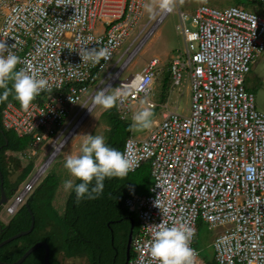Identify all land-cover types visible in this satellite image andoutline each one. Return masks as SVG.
I'll use <instances>...</instances> for the list:
<instances>
[{"label":"built area","instance_id":"built-area-1","mask_svg":"<svg viewBox=\"0 0 264 264\" xmlns=\"http://www.w3.org/2000/svg\"><path fill=\"white\" fill-rule=\"evenodd\" d=\"M147 3L0 0V40L14 45L10 50L21 58L18 68L47 78L52 86L28 109L10 101L2 111L6 129L32 138L28 148L10 155L28 163L45 148V140H50L54 149L38 172L28 179L32 170L2 205L11 218L42 180L48 161L55 158L97 105L93 99L59 141L87 101L95 97L96 90L69 120L71 110L83 101L116 51L141 24ZM169 13L158 7L136 34L130 47L148 29L128 58L114 73L117 63L110 66L102 88L105 92L119 90L118 114L131 123L132 115L142 106L139 102L164 109L162 120L152 131L145 137L131 135L124 145L123 151L134 163L129 173L150 161L153 178L148 194L125 200V206L137 214L139 221L128 264H159L150 255L149 246L162 219L169 225L185 222L195 228L192 264H205L195 246L200 219L210 230H219L212 242L218 264H264V113L245 85L247 73L264 50V15L239 5L220 9L206 3L191 12L180 10L178 29L186 42V56L171 59L169 69L173 85L181 83L184 71L190 78V113L184 115L170 110L168 101L158 104L151 99L164 68L159 57L151 58L141 72L121 79ZM83 45L107 47L111 57L95 66L82 63L78 49Z\"/></svg>","mask_w":264,"mask_h":264},{"label":"trees","instance_id":"trees-1","mask_svg":"<svg viewBox=\"0 0 264 264\" xmlns=\"http://www.w3.org/2000/svg\"><path fill=\"white\" fill-rule=\"evenodd\" d=\"M168 70L169 75L162 79L163 89L169 79L171 80V72ZM5 90L0 88V170L4 176L7 196L11 198L32 172L35 162L32 160L24 165L22 160L9 153L28 148L32 138L19 136L14 130L5 128L3 108L10 101L20 105L14 92H9L5 97ZM165 98L163 93L162 99ZM100 117H105L109 125L106 142L123 151L125 141L133 133L129 128L131 122L120 118L117 105L104 110ZM12 175L16 176L12 178ZM151 180V164L146 161L138 170L128 173L124 178H106L104 190L96 199H82L78 202L72 190L64 211L60 212L54 205L59 177L54 172L47 173L27 200L35 214L33 231L0 247V259L7 262L16 261L32 245L44 240L50 246L51 264H61L60 256L84 257L88 264H125L131 219L135 221L134 233L139 226L137 214L127 209L125 200L136 194H148ZM79 182L77 178L75 183ZM30 208L24 204L8 223L0 218V242L30 227ZM1 209L2 206L0 212ZM44 253L45 249L41 247L30 254L22 264H44ZM206 264L218 263L214 260Z\"/></svg>","mask_w":264,"mask_h":264},{"label":"rangeland","instance_id":"rangeland-1","mask_svg":"<svg viewBox=\"0 0 264 264\" xmlns=\"http://www.w3.org/2000/svg\"><path fill=\"white\" fill-rule=\"evenodd\" d=\"M209 4L211 6L223 9L231 5L243 6L248 10H252L264 15V3L255 0H175V7L173 11L166 15L163 21L159 24L153 35L145 42L141 50L133 58L128 68L122 73L121 79L128 78L130 75L141 72L146 63L153 57L157 56L161 59V66H164L162 73L156 80V84L151 93V99L158 103L169 102V109L176 110L180 114L188 115L190 113L191 106V90H190V78L186 71L183 72V78L180 84L173 85L172 80L169 79L165 89H163V78L168 76V69L170 66L171 59L177 56H186V42L183 34L178 29V25L181 23L180 20V10L183 12H191L199 4ZM148 5L151 7V11L145 9L143 20L138 26L136 31L122 44V46L116 51L112 62L108 65L106 70L102 72L99 76L97 83H95L83 97V101L77 104L70 113L69 120L74 116V114L82 107L83 103L86 101L87 97L94 92L95 95L102 90L108 81V78L104 79L107 74L108 69L113 64L117 63L115 70L122 65L125 59L130 55L129 53L136 47L139 40L143 37L146 30L139 38V40L133 44L136 34H138L144 25L147 23L149 18H151L156 10L158 9V0H148ZM157 15L152 19L150 26L156 20ZM1 25V19H0ZM149 28V27H148ZM128 47L129 50H128ZM245 85L248 90L255 94V100L257 108L264 113V50L257 57L252 65V69L246 75ZM98 86V87H97ZM114 88H110L106 93H113ZM165 93L166 98L162 99V94ZM94 97L87 101L83 106L78 115L75 116L74 120L69 124L67 130L60 137L59 141L66 135V133L73 127L82 113L89 107L92 103ZM143 100V99H142ZM140 104V102H139ZM136 104V108L139 106ZM138 105V106H137ZM141 108V107H140ZM139 108V109H140ZM106 110L100 105H96L94 109L83 119L80 123L70 140L67 144L57 153L55 158L46 168L43 173V178L47 173L54 172L59 177V186L57 189L56 197L54 199V205L60 211H64V207L68 196L72 190H65L64 181L67 179H72L75 183L76 179L73 177L69 171L64 167L65 157L72 153L79 152L80 145L82 143L84 134H102L107 138V131L109 128L108 122L105 117H100L101 113ZM155 123L150 130L145 131H132V135L135 137H145L150 131L156 127V123L162 120L164 109L159 106L153 109ZM50 140H45L42 144L45 145L44 149H39L38 155L34 157L35 167L33 172L30 174L28 179L35 175L40 167L46 162V160L53 153V147L50 148ZM26 160H23V164L26 165ZM16 175H12L14 178ZM153 182V178L151 180ZM151 182V184H152ZM27 200L24 201L26 203ZM1 217L4 222L10 220L11 216L8 214L6 209L2 207ZM219 233V230H210L208 224L202 221L198 222V234L195 242V246L199 250V255L203 259L204 263L211 262L215 260V251L212 246L214 237ZM61 264H88L87 259L84 257H72L65 258L60 256Z\"/></svg>","mask_w":264,"mask_h":264},{"label":"clouds","instance_id":"clouds-1","mask_svg":"<svg viewBox=\"0 0 264 264\" xmlns=\"http://www.w3.org/2000/svg\"><path fill=\"white\" fill-rule=\"evenodd\" d=\"M144 7L151 11L150 5L145 4ZM158 7L162 12H171L175 0H158ZM12 47L14 45L9 46L0 40V88L6 89L3 94L5 97L9 92H14L21 107L28 109L39 94L50 92L52 86L47 78L18 68L21 58L10 50ZM78 50L82 63L93 66L111 57L107 47L87 48L83 45ZM119 96V90L110 94L101 90L95 95L94 103L110 109L117 104ZM141 104V108L131 117L129 128L134 132L150 130L155 123L152 105L145 101ZM64 167L80 180L75 184L72 179L64 181L65 190H73L79 202L82 199H96L104 190L106 178L126 177L133 170L134 163L126 152L110 146L104 135L88 133L84 134L79 152L65 157ZM155 203L160 206L158 200ZM195 231L188 223L175 222L169 225L162 219L154 229L149 246L150 255L159 264H192L194 249L191 241Z\"/></svg>","mask_w":264,"mask_h":264},{"label":"water","instance_id":"water-1","mask_svg":"<svg viewBox=\"0 0 264 264\" xmlns=\"http://www.w3.org/2000/svg\"><path fill=\"white\" fill-rule=\"evenodd\" d=\"M0 180H1V198H0V207H1L9 199V197L7 196L6 189L4 187V176H3V173H2L1 170H0ZM25 204L28 206V208H30V206H29V204L27 202ZM29 210H30L31 218H32V222H31L30 227L28 229H26V230H22V231H20V232H18L16 234L4 239V240H2L0 242V247L12 242L13 240L18 239V238H20V237H22L24 235H27V234H29V233H31L33 231V229L35 227V214H34V212L32 211L31 208ZM131 222H132V224H131L130 232H129V235H128V243H127L125 264H128V262H129V260L131 258L132 239H133L134 228H135V221H134L133 218L131 219ZM41 247H44V249H45L44 264H51V260H50V254H51L50 246L44 240L38 241L37 243L32 245L18 260L13 261V262H7V261H3V260L0 259V264H22L25 261V259L30 254H32L34 251H36L37 249H39Z\"/></svg>","mask_w":264,"mask_h":264},{"label":"bare ground","instance_id":"bare-ground-1","mask_svg":"<svg viewBox=\"0 0 264 264\" xmlns=\"http://www.w3.org/2000/svg\"><path fill=\"white\" fill-rule=\"evenodd\" d=\"M51 161H52V160H50V161L48 162L47 166L50 164Z\"/></svg>","mask_w":264,"mask_h":264},{"label":"crops","instance_id":"crops-1","mask_svg":"<svg viewBox=\"0 0 264 264\" xmlns=\"http://www.w3.org/2000/svg\"><path fill=\"white\" fill-rule=\"evenodd\" d=\"M155 84H156V82H155ZM155 84H154V86H155ZM154 86H153V89H154ZM140 104H141V102H140Z\"/></svg>","mask_w":264,"mask_h":264}]
</instances>
